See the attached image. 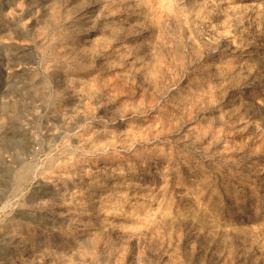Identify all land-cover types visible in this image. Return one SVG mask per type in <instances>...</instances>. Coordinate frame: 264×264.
Returning <instances> with one entry per match:
<instances>
[{"label": "rangeland", "instance_id": "374dc122", "mask_svg": "<svg viewBox=\"0 0 264 264\" xmlns=\"http://www.w3.org/2000/svg\"><path fill=\"white\" fill-rule=\"evenodd\" d=\"M0 264H264V0H0Z\"/></svg>", "mask_w": 264, "mask_h": 264}]
</instances>
